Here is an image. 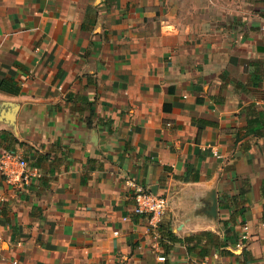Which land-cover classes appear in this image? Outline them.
I'll return each mask as SVG.
<instances>
[{
  "label": "crops",
  "instance_id": "0c3cea01",
  "mask_svg": "<svg viewBox=\"0 0 264 264\" xmlns=\"http://www.w3.org/2000/svg\"><path fill=\"white\" fill-rule=\"evenodd\" d=\"M3 151L0 264H264V0H0Z\"/></svg>",
  "mask_w": 264,
  "mask_h": 264
},
{
  "label": "built area",
  "instance_id": "2783aa9c",
  "mask_svg": "<svg viewBox=\"0 0 264 264\" xmlns=\"http://www.w3.org/2000/svg\"><path fill=\"white\" fill-rule=\"evenodd\" d=\"M0 172L9 184L22 186L29 183L38 172L29 168L25 158L11 151H3L0 155ZM126 183L132 188L134 199L133 212L146 216L152 229L158 233L160 220L167 207V199L163 194L154 193L150 188L144 187L132 178H127ZM247 225H242V233L237 246H242L247 239ZM163 260L164 256H159Z\"/></svg>",
  "mask_w": 264,
  "mask_h": 264
},
{
  "label": "water",
  "instance_id": "95a60500",
  "mask_svg": "<svg viewBox=\"0 0 264 264\" xmlns=\"http://www.w3.org/2000/svg\"><path fill=\"white\" fill-rule=\"evenodd\" d=\"M13 111H11V116H12ZM154 192V191H153ZM155 193V192H154ZM209 209H210V214L213 216H216L217 211H216V202H215V197L211 198V202L209 204Z\"/></svg>",
  "mask_w": 264,
  "mask_h": 264
},
{
  "label": "trees",
  "instance_id": "16d2710c",
  "mask_svg": "<svg viewBox=\"0 0 264 264\" xmlns=\"http://www.w3.org/2000/svg\"><path fill=\"white\" fill-rule=\"evenodd\" d=\"M3 82H4V81H3ZM1 87H4V85L2 84V81H1ZM12 91H14V93H17V92L19 91V89H18V88H15V89L12 90ZM243 191H244V190H243ZM241 192H242V190H241ZM167 236L172 237L170 231H167ZM190 238H191V237H186L185 239H190ZM164 264H168V262L165 261Z\"/></svg>",
  "mask_w": 264,
  "mask_h": 264
}]
</instances>
